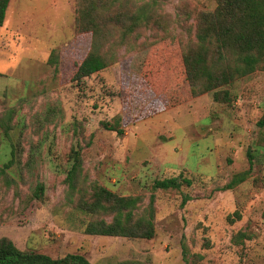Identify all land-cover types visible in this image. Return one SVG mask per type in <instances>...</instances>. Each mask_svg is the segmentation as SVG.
<instances>
[{
	"label": "rangeland",
	"instance_id": "obj_1",
	"mask_svg": "<svg viewBox=\"0 0 264 264\" xmlns=\"http://www.w3.org/2000/svg\"><path fill=\"white\" fill-rule=\"evenodd\" d=\"M128 1L150 18L111 50L113 64L77 83L91 36L75 30V0H10L0 27V114L14 109L10 142L21 151L9 171L14 183L5 186L0 176V238L21 251L79 254L91 264H264V148L255 145L264 135L256 125L264 117V69L229 87L231 105L211 92L192 97L181 54L218 0ZM53 51L56 68L47 63ZM116 117L122 136L102 127ZM10 142H1L0 167ZM77 143L87 184L142 194V207L155 180L181 174L193 183L156 191L150 240L86 235L63 183ZM249 149V177L219 190L248 169ZM38 184L42 202L30 199Z\"/></svg>",
	"mask_w": 264,
	"mask_h": 264
},
{
	"label": "trees",
	"instance_id": "obj_2",
	"mask_svg": "<svg viewBox=\"0 0 264 264\" xmlns=\"http://www.w3.org/2000/svg\"><path fill=\"white\" fill-rule=\"evenodd\" d=\"M9 2L0 0V27L5 21ZM208 14L198 19L195 40L183 48L181 59L185 79L192 97L211 92L215 102L231 105L233 97L229 87L237 80L264 69V0H218L214 10ZM148 17L144 10L135 8L128 0H75V30L89 33L91 42L88 53L74 72L73 80L78 83L113 64L115 55L111 50L124 44L129 35L138 33L136 27L140 22H147ZM47 63L54 67L57 65L58 56L54 51ZM14 115L13 108L0 114V145L3 140L10 142L14 135L17 127L12 124ZM256 125L263 128L264 117ZM102 127L118 136L123 134L119 117L112 122H102ZM8 144L9 158L0 167L5 186L14 183L9 171L20 163L21 151L14 141ZM255 145L264 148V135L258 136ZM253 151H247L248 169L231 176L219 190H231L249 177ZM67 160L63 179L67 200L84 217L81 220L83 233L90 236L152 239L156 191L176 192L189 188L193 183L191 178L181 174L155 180L150 186L148 205L142 207V194L118 195L112 186H101L95 181L87 184L89 178L86 172L83 173L79 143L71 146ZM43 193V185L38 184L30 199L42 202ZM188 199L184 196L182 203ZM232 216L240 219L238 211H234ZM229 221L232 223L234 220ZM0 264L91 263L79 254L51 259L43 254L21 251L9 239L0 238ZM118 264L148 263L126 260Z\"/></svg>",
	"mask_w": 264,
	"mask_h": 264
}]
</instances>
